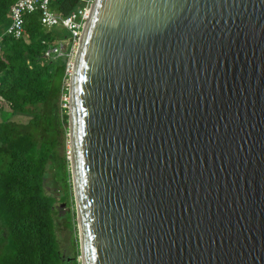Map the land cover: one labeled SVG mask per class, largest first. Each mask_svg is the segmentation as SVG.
I'll use <instances>...</instances> for the list:
<instances>
[{
    "label": "water",
    "instance_id": "obj_1",
    "mask_svg": "<svg viewBox=\"0 0 264 264\" xmlns=\"http://www.w3.org/2000/svg\"><path fill=\"white\" fill-rule=\"evenodd\" d=\"M67 93L79 264H264V0H94Z\"/></svg>",
    "mask_w": 264,
    "mask_h": 264
},
{
    "label": "trees",
    "instance_id": "obj_2",
    "mask_svg": "<svg viewBox=\"0 0 264 264\" xmlns=\"http://www.w3.org/2000/svg\"><path fill=\"white\" fill-rule=\"evenodd\" d=\"M17 0H0V35ZM80 0H52L50 10L67 17ZM9 21V22H8ZM58 30H46L39 13L24 16V35L4 36L0 52V264H61L56 235V198L45 185L47 167L67 131L64 92L66 58H46ZM67 40L69 36L65 37ZM7 108V110L5 109ZM26 117V122L13 121ZM68 164L57 160L55 182L69 187ZM63 174L62 181L58 176ZM67 192V191H66ZM60 201H64L63 199ZM67 256V255H66ZM78 251L73 257L74 263Z\"/></svg>",
    "mask_w": 264,
    "mask_h": 264
},
{
    "label": "built area",
    "instance_id": "obj_3",
    "mask_svg": "<svg viewBox=\"0 0 264 264\" xmlns=\"http://www.w3.org/2000/svg\"><path fill=\"white\" fill-rule=\"evenodd\" d=\"M52 0H17L10 7V22L3 34L0 35V52L3 35L16 40L24 35V16L39 13V23L46 30L61 28L68 32L69 39L58 46H50L44 52L46 58L64 56L66 58L64 92L61 96V110L68 108V83L72 73L73 58L77 49L81 29L89 16L90 7L94 0H80V4L67 17H62L50 10ZM63 46H65L63 50Z\"/></svg>",
    "mask_w": 264,
    "mask_h": 264
},
{
    "label": "rangeland",
    "instance_id": "obj_4",
    "mask_svg": "<svg viewBox=\"0 0 264 264\" xmlns=\"http://www.w3.org/2000/svg\"><path fill=\"white\" fill-rule=\"evenodd\" d=\"M9 22V21H8ZM55 29V28H53ZM58 30V36L56 40V45L59 43H65L68 36V32L62 30L61 28H56ZM61 102V101H60ZM61 106V104H60ZM7 110V108L5 107ZM67 114V112H66ZM2 120V116L0 115V121ZM13 121L16 122H26V117H14ZM68 129L65 128L61 130L60 135V145L58 147L57 155L51 159L49 165L47 167V176L45 178V185L48 193H51L56 198V206H57V214L55 216V224H56V235L60 244V250L63 251L68 257L73 258L76 250L78 251V256L76 257L77 262L79 263V247H78V231L76 227V215H75V207L73 201V192L71 186V177L69 174V179L67 183L69 187L65 191L64 186H60L57 182H55V169L57 166L58 159H64L65 163L68 164L67 170L69 171V162L67 160L69 155V143H68ZM63 174L61 173L58 176V180L62 181ZM64 201H60V200ZM73 261V260H72Z\"/></svg>",
    "mask_w": 264,
    "mask_h": 264
},
{
    "label": "flooded vegetation",
    "instance_id": "obj_5",
    "mask_svg": "<svg viewBox=\"0 0 264 264\" xmlns=\"http://www.w3.org/2000/svg\"><path fill=\"white\" fill-rule=\"evenodd\" d=\"M61 264H76V263H74V259L73 258L68 257V256H66V254H64L61 257Z\"/></svg>",
    "mask_w": 264,
    "mask_h": 264
}]
</instances>
